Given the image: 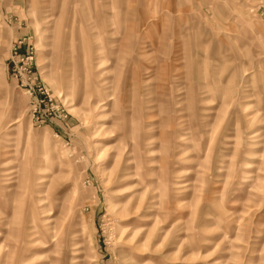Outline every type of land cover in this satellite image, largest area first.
I'll return each instance as SVG.
<instances>
[{
	"label": "rangeland",
	"instance_id": "obj_1",
	"mask_svg": "<svg viewBox=\"0 0 264 264\" xmlns=\"http://www.w3.org/2000/svg\"><path fill=\"white\" fill-rule=\"evenodd\" d=\"M0 264H264V0H0Z\"/></svg>",
	"mask_w": 264,
	"mask_h": 264
}]
</instances>
